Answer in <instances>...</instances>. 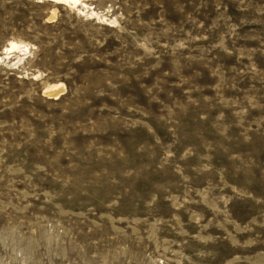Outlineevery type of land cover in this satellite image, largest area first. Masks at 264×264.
Wrapping results in <instances>:
<instances>
[{"label":"rangeland","instance_id":"rangeland-1","mask_svg":"<svg viewBox=\"0 0 264 264\" xmlns=\"http://www.w3.org/2000/svg\"><path fill=\"white\" fill-rule=\"evenodd\" d=\"M82 1L0 0V264H264V0Z\"/></svg>","mask_w":264,"mask_h":264},{"label":"bare ground","instance_id":"bare-ground-1","mask_svg":"<svg viewBox=\"0 0 264 264\" xmlns=\"http://www.w3.org/2000/svg\"><path fill=\"white\" fill-rule=\"evenodd\" d=\"M46 1L52 2V3H55V4H61V5H64V6L65 5L66 6L71 5V7L74 6V7H77V8L79 6H81L83 9L87 7V5L84 4L82 0H46ZM89 8L91 9V7H89ZM92 14H94V13H92ZM21 47L22 46L17 45L14 42L8 43V46L3 50L2 57L0 58V61L2 59L3 60L6 59L7 57H9V54L19 50ZM23 48L25 49L27 47L24 46ZM64 92H65V86L63 84L50 85L49 87L47 86V88L44 90L45 95H47V97L49 99H57Z\"/></svg>","mask_w":264,"mask_h":264}]
</instances>
